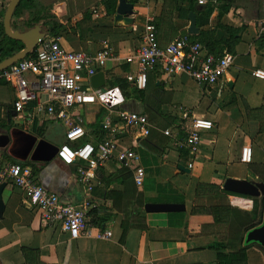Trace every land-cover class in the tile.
Returning a JSON list of instances; mask_svg holds the SVG:
<instances>
[{"label":"crops","instance_id":"obj_1","mask_svg":"<svg viewBox=\"0 0 264 264\" xmlns=\"http://www.w3.org/2000/svg\"><path fill=\"white\" fill-rule=\"evenodd\" d=\"M205 1L204 4H200L198 0L179 2L177 6L188 12L187 19L175 11L172 21L168 23L179 32L175 39L188 36L191 41L199 43L201 34L206 33L216 42L237 40L233 53L228 54V50H224V55L233 60L232 67L223 80L213 87L200 86L185 73L175 76H168L160 71L149 73L160 86V114L147 111V107L136 99L134 90L139 89L129 83L126 76L136 73L138 67L136 64H127L125 59L139 47L146 24L161 17L165 0H135L129 3L134 7V14L130 16L118 14L120 0H34L31 9L21 10L19 16H15V12L12 22L24 20L30 14H43L44 17L37 26H41L42 33L43 24L55 31L44 33V39L59 40L69 51L94 53L105 44L110 47L113 58L100 71L105 74L106 79L101 88L120 90L125 102L116 109L146 115L151 125L150 136L139 137L135 129L120 122L116 109L101 106L97 102L76 106L70 111V115L73 119H82V126L87 133L84 141L94 145L111 138V129L97 128V124L101 123L102 127L109 117L111 127L116 131V156L129 149L141 157L145 180L144 185L139 187V192L144 200L155 203L170 192L180 194L184 199L186 211L183 213L188 225L183 228L169 226L168 214L174 213L147 214L149 229L131 230L125 243L121 244L123 214L115 210L113 202L102 198L100 193L121 168L117 157H114L94 172L93 193L99 205L98 211L103 208L109 214L108 223L104 227L112 232L111 239H97L96 235L101 228L94 222L90 238L65 232L58 226L47 225L41 220L39 212L32 209L22 190L5 184L2 194L5 210L0 213V264H25L22 252L24 248L39 250L44 264L216 262L217 252L210 249L216 239L202 233L201 225L191 223V210L197 205L210 203V199H197L196 188L199 184H217L222 188L227 178L257 181L250 174L249 165H246L245 171H238L244 165L240 161L243 148L252 147L253 165L264 168V134L251 140L245 127L244 131L238 126L240 120L246 122L244 102L251 108L264 106V81L253 76L256 71H264V0ZM9 3L0 2V22L4 23ZM23 11L27 12L25 16L22 15ZM192 24L198 30L195 35L188 32ZM166 27L165 24L161 27L160 39L163 42L172 39L167 34L170 30ZM202 47L209 53L203 45ZM110 76L123 77L134 90L124 93L121 87L112 84ZM191 86L197 87L196 94L188 91ZM191 98L196 100L194 105H189ZM15 99L14 89L0 82V123L9 130L15 128L34 135L51 146L59 148L66 143L68 128L63 122L49 119L45 113L37 114L34 105H30L22 113H16L13 108ZM231 99H235V102L223 107ZM184 115L188 118L185 119ZM194 118L212 121L214 131L202 133L198 153L193 156L186 147H180L184 138L174 128L182 125V129L187 131ZM151 121L158 122L160 128L153 127ZM226 124L230 126L227 135H224L223 126ZM41 129L45 130L43 137L35 134L36 130ZM167 129L171 131L172 137L163 134ZM154 130L157 131L153 133ZM1 150L7 153L6 149H0L1 161H10L1 154ZM31 156L32 154L26 161L10 158L20 165L36 163L35 170H31L38 183L56 193L64 203L76 205L83 201V188L77 182L79 164L66 166L56 157L51 161L36 162L31 161ZM180 167L187 168L190 172H183ZM108 189L124 192V186L118 183L110 185ZM240 196H229V204L252 213L253 200ZM247 255L248 264H264V254L259 248L249 249Z\"/></svg>","mask_w":264,"mask_h":264},{"label":"built area","instance_id":"obj_2","mask_svg":"<svg viewBox=\"0 0 264 264\" xmlns=\"http://www.w3.org/2000/svg\"><path fill=\"white\" fill-rule=\"evenodd\" d=\"M11 0H0L9 3ZM132 3L135 0H126ZM204 4L205 0H198ZM113 58V52L108 45L94 53L69 51L59 40L43 39L36 49L24 60L0 73V82L14 89L16 99L13 108L16 113L24 112L34 105L35 112L45 113L49 119L63 122L68 128L66 143L58 148L56 158L66 166L79 164L77 182L83 188V201L80 204L64 203L54 192L47 190L38 183L31 168L0 159V186L12 185L26 196L32 209L40 214V218L49 226H58L65 232H71L92 237L91 230L95 227L90 222V213L99 209L94 199V172L103 164L117 157L119 163L134 171L135 182L142 187L145 180V170L141 167V157L134 150H124L118 153L115 140V129L111 127V119L106 118L103 128L112 132L111 138L94 145L85 142L86 131L82 119H73L70 111L76 106L99 103L110 109H116L125 100L119 89H95L91 79L105 68ZM127 64H136V73L128 74L126 80L139 90L147 87L148 74L160 71L168 76L188 74L190 78L204 87L219 84L232 67L230 56L218 57L204 51L202 45L193 42L188 36L173 40L162 48L157 37V30L152 20L141 35L139 47L125 59ZM253 76L264 81V71H256ZM117 110L120 122L136 130L139 137L147 138L151 134V125L144 114ZM187 119L188 116L184 115ZM214 124L205 118H194L180 147H186L191 155L198 153L203 132L212 131ZM163 134L172 137L169 129ZM253 149L243 148L240 161L244 165L253 163ZM99 231L96 238L107 241L112 238V232Z\"/></svg>","mask_w":264,"mask_h":264},{"label":"trees","instance_id":"obj_3","mask_svg":"<svg viewBox=\"0 0 264 264\" xmlns=\"http://www.w3.org/2000/svg\"><path fill=\"white\" fill-rule=\"evenodd\" d=\"M184 0H165L163 6V12L160 18L154 20V26L157 30V37L159 44L162 48L167 47L175 37L179 35V32L168 21H172L173 13L178 11L181 13V17L187 19L188 12L178 7V3ZM211 1V0H208ZM34 4V0H22L19 8L16 11L15 16H19V13L23 9H31ZM43 14L35 13L27 16L26 19L12 22L13 31H19L21 33L28 32L39 25L43 19ZM163 23V24H162ZM167 26L168 35L172 37L169 41H162L160 34L162 32V25ZM47 24H43L44 33H54L52 29L46 27ZM165 29V28H164ZM209 54L216 55L218 57H224V50H228V54L233 53V47L237 43L232 42L231 39L216 42L210 39V34L202 33L198 39ZM25 48L22 42L10 39L7 37L4 29L3 21L0 22V63L6 59L11 58L17 53L21 52ZM226 54V53H225ZM160 86H158L153 80V75L148 74L147 87L145 90H134V94L137 100L147 107L152 113L160 114L161 98L159 97ZM160 102V103H159ZM235 102V99H231L228 104H223V107ZM245 118L248 125V136L251 140L255 139L258 135L264 134V106L259 108H251L246 102H244ZM97 128L104 130L101 123L97 124ZM174 128V127H173ZM178 134L185 137V130L182 129V125L175 126ZM9 130L6 125L0 123V134L6 133ZM45 133L44 129L36 130L35 134L39 137H43ZM1 154L10 160L12 163H19L6 153L5 150H1ZM22 166H27L35 170L36 163L28 162L21 163ZM121 168L117 174L113 176L105 185V188L101 190V196L105 200H111L113 202V208L123 214V220L121 223V229L123 231L120 240L121 244H124L128 233L131 230L147 231L149 225L147 222V213L145 211L148 200H144L142 193L139 192V187L135 182L134 171L123 166L120 163ZM262 166H254L253 163L249 165L250 174L259 182H264L262 176ZM34 173V171H32ZM34 175V174H33ZM118 183L124 186V192L109 191L110 185ZM144 185V184H143ZM145 191L147 190L144 188ZM165 192V190H164ZM229 196H239L230 192L222 190L220 185L217 184H199L196 188L197 199H210V201L216 200L217 203H209L208 205H197L191 210V223L202 226V233L214 237L215 243L210 249L217 252V260L214 264H248L247 252L253 247H257L255 244L246 246L244 239L250 230L259 226L262 223L264 200L252 199L254 201L253 212H247L239 208L233 207L228 202ZM158 203L169 204H184L183 197L179 194H172L171 192L165 197L156 201ZM155 202V203H156ZM170 219L168 225L171 227L183 228L188 225L186 222L185 213L168 214ZM109 214L107 210L103 208L101 211L94 210L90 213V218H93L90 222L98 225L102 230L105 229L108 223ZM97 222V224H96ZM94 225V224H93ZM105 226V227H104ZM258 248V247H257ZM262 251V250H261ZM25 259V264H44L41 259V252L39 250H31L24 248L22 250Z\"/></svg>","mask_w":264,"mask_h":264},{"label":"water","instance_id":"obj_4","mask_svg":"<svg viewBox=\"0 0 264 264\" xmlns=\"http://www.w3.org/2000/svg\"><path fill=\"white\" fill-rule=\"evenodd\" d=\"M21 1L22 0L10 1L4 17V29L7 37L22 42L25 48L11 58L1 62L0 73L27 58L45 38L41 26H36L34 29L24 33L13 31L12 20ZM117 12L120 15L130 16L134 14V7L132 4L127 3L126 0H120ZM188 32L191 35H195L198 30L196 26L192 24ZM105 81V74L100 72L92 77L91 84L93 88L99 89L105 85ZM0 149H6L9 156L19 161H26L32 154L31 161L47 162L53 160L58 153V147L51 146L45 140H38L34 135L24 133L15 128L0 135ZM180 169L183 172H190L189 169L184 167H180ZM5 187V184L0 186V213L5 210L2 199ZM222 188L224 191L236 195L264 200V182L227 178ZM145 211L147 214L181 213L186 211V207L185 204L148 203L145 206ZM244 244L246 246L255 244L264 254V210L262 223L247 232Z\"/></svg>","mask_w":264,"mask_h":264},{"label":"rangeland","instance_id":"obj_5","mask_svg":"<svg viewBox=\"0 0 264 264\" xmlns=\"http://www.w3.org/2000/svg\"><path fill=\"white\" fill-rule=\"evenodd\" d=\"M27 14V12H22V15L23 16H25ZM110 79H111V81H112V84L113 85H117V86H119V87H121V89L123 90V92L125 93V92H132L133 90H134V88L132 87V86H130L129 84H127L126 83V81L124 80V78L122 77H120V78H118V77H116V76H110ZM188 91H192L194 94H196L197 93V87H193V86H191V87H189L188 88ZM195 96V95H194ZM193 96V97H194ZM197 96V95H196ZM177 100H179V98H177ZM190 103H189V105H194L195 103H196V100L194 99V98H191V100L189 101ZM102 112H103V110H102ZM151 120V119H150ZM237 120L239 121V118H237ZM151 123H152V126L153 127H156L157 126V129L158 128H160V125L158 124V122H152L151 121ZM239 124H238V126L239 127H241L242 128V130L244 129V127H245V129H246V133H248V131H249V129H248V125H247V121L246 122H244V121H242L241 122V120L238 122ZM229 126L230 125H224L223 127H224V135H227V133H228V131H229ZM240 128V129H241ZM156 129V128H155ZM245 129H244V131H245ZM157 130H154L153 131V133L154 132H156ZM214 131V130H213ZM212 131V132H213ZM225 137V136H224ZM249 167V166H248ZM246 170V165H241V167L238 169V171H245ZM262 173H263V177H264V168L262 169ZM254 202V201H253ZM210 203H217V201L216 200H213V201H210ZM261 250V249H260Z\"/></svg>","mask_w":264,"mask_h":264}]
</instances>
